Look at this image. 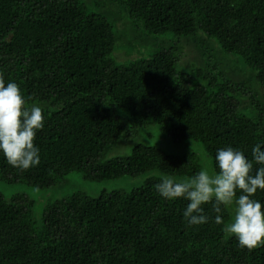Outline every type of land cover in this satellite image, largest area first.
<instances>
[{
  "label": "trees",
  "instance_id": "trees-1",
  "mask_svg": "<svg viewBox=\"0 0 264 264\" xmlns=\"http://www.w3.org/2000/svg\"><path fill=\"white\" fill-rule=\"evenodd\" d=\"M112 1L149 34L202 30L246 68L234 75L206 59L193 75L179 72L171 47L118 63L112 22L83 0H0V73L44 117L39 165L21 171L0 152V180L46 188L72 171L90 181L143 177L130 190L56 199L41 222L28 196L0 191V264H264V246L242 249L215 223L216 215L230 221L228 207L217 214L206 204L208 221L189 226V201L155 190L164 176L218 171L219 149L250 161L256 144L264 151V0ZM152 122L169 142H194L199 151L135 142L106 158ZM253 198L264 204V191Z\"/></svg>",
  "mask_w": 264,
  "mask_h": 264
},
{
  "label": "clouds",
  "instance_id": "clouds-1",
  "mask_svg": "<svg viewBox=\"0 0 264 264\" xmlns=\"http://www.w3.org/2000/svg\"><path fill=\"white\" fill-rule=\"evenodd\" d=\"M26 104L19 85L15 82L5 84L3 73H0V152L10 166L21 171L39 165L35 139L44 127L42 109ZM252 158L250 161L244 152L230 146L219 149L215 155L218 171L204 167L182 180L164 176L155 190L166 200L183 198L189 201L183 212L189 226L208 221L203 208L206 204H212L217 214L221 213V206H234L230 222L225 223L216 215L215 223L223 224V232L234 236L240 248L252 252L264 246V204L253 198L258 190L264 191L261 144L253 147ZM253 162L260 166L255 172Z\"/></svg>",
  "mask_w": 264,
  "mask_h": 264
},
{
  "label": "rangeland",
  "instance_id": "rangeland-1",
  "mask_svg": "<svg viewBox=\"0 0 264 264\" xmlns=\"http://www.w3.org/2000/svg\"><path fill=\"white\" fill-rule=\"evenodd\" d=\"M83 1L91 10L102 13L112 22L117 39L115 54L117 58L120 55V59L116 60L118 63H127L138 57L149 56L159 49L171 47L177 58L176 68L179 72L193 75L197 70L205 67L204 61L206 59L208 62L211 61L214 66L216 65L217 69L225 72L230 70L234 75L237 73L242 75L246 68V64L238 56L222 53L217 41L213 37L207 36L202 30H198L195 35L191 36H178L172 32L149 34L142 24L131 19L127 11L117 2L112 0ZM225 61L229 64L225 65ZM246 86L253 92L252 82H246ZM251 101L256 104L261 102V98L258 95H253ZM137 130L130 136L128 144L114 148L106 158L127 153L135 142L157 145L173 153L197 152V149L199 151V145L194 142L186 141L181 144L169 142L168 138L159 132L158 126L153 122L138 127ZM201 156L203 157V153ZM176 179L185 178L176 177ZM142 180L143 177H121L106 181H90L84 178L82 172L72 171L53 186L46 188H37L22 182L9 183L0 180V191L6 194L17 193L28 196L34 202L33 215L37 222H41L46 205L56 199L76 191L95 196L101 192H109L114 189L130 190L140 185ZM228 209L231 220L234 206H229Z\"/></svg>",
  "mask_w": 264,
  "mask_h": 264
}]
</instances>
